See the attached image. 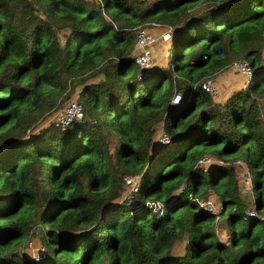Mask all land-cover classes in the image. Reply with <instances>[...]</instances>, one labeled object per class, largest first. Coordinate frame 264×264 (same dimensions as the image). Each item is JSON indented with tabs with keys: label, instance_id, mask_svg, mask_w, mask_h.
<instances>
[{
	"label": "trees",
	"instance_id": "obj_1",
	"mask_svg": "<svg viewBox=\"0 0 264 264\" xmlns=\"http://www.w3.org/2000/svg\"><path fill=\"white\" fill-rule=\"evenodd\" d=\"M151 22L171 50L140 71ZM263 49L264 0H0V264H264ZM233 59L252 73L218 101L199 82ZM68 85L82 117L26 134ZM28 233L38 261L17 250Z\"/></svg>",
	"mask_w": 264,
	"mask_h": 264
},
{
	"label": "built area",
	"instance_id": "obj_2",
	"mask_svg": "<svg viewBox=\"0 0 264 264\" xmlns=\"http://www.w3.org/2000/svg\"><path fill=\"white\" fill-rule=\"evenodd\" d=\"M155 25V26H152ZM157 30V31H154ZM170 30V27H166L164 30L158 29V24L156 23H150V26H137L136 30L134 32V39L132 43V53H133V61L137 65L138 68H140V71H143L146 67L150 66L154 62V48L153 43L155 39L160 38L161 40L166 37H164L166 34L168 35V31ZM230 68L233 70L241 73L245 79L247 80L251 73V67L249 63L245 59H233L228 64ZM200 87L206 91L207 93L211 95H217V87L214 83V80L211 76L205 77L199 82ZM180 98L179 92H174L171 101L173 103H177V101ZM82 117V107L78 101H76L75 98L69 97L65 102L60 103L57 105L50 116V123L53 127L58 129H64L70 122L79 120ZM42 123H39V125L35 127H28L25 130L26 134H29L30 132H34V130L40 128L42 126ZM157 139L159 141H165L167 139V136L165 133L161 131V133L158 134ZM210 157L203 156L199 159V163L201 164H207L210 162ZM219 163H222L221 159H217ZM235 164L242 165V162L240 160H235ZM243 166V165H242ZM242 177L244 178L246 183H250V176L247 171V169H244V173L242 174ZM123 180V188L121 190V194L119 199L124 200L128 205H132L134 202L135 195L137 193L138 189V176L136 173H126L122 177ZM146 204L152 206L153 208H158V202L157 201H151L147 200L145 202ZM202 207L205 210H208L212 213H216L217 207L214 206L209 200L200 202ZM246 213L248 215L254 214V207L247 208ZM217 214V213H216ZM27 244H31V240H27ZM22 251V250H21ZM23 252V251H22ZM30 257L38 261L42 257V247L38 244V246L33 250Z\"/></svg>",
	"mask_w": 264,
	"mask_h": 264
},
{
	"label": "rangeland",
	"instance_id": "obj_3",
	"mask_svg": "<svg viewBox=\"0 0 264 264\" xmlns=\"http://www.w3.org/2000/svg\"><path fill=\"white\" fill-rule=\"evenodd\" d=\"M207 3L205 2H198L197 4H195L191 9L195 10V11H199L203 8V6H205ZM148 25V24H145ZM155 26V25H152ZM158 29H161L160 27H158ZM157 31V30H154ZM154 48V62L164 65L166 63V59H167V53L170 52L171 48L170 46L165 43V41L160 38L155 39L154 43H153V47ZM262 57H263V63H264V49L262 52ZM214 83L216 85V87H218L217 89V93L221 92L222 94L219 93V95L216 97L215 95H213L214 99L215 98H221L220 101L223 100V98H226L225 96H227L229 94V92L231 90L237 89L241 86H244L246 83V79L245 77L233 70L232 68H230L229 66H227L226 68L220 70L219 72H217L214 76H212ZM75 96V91L70 90V85H68L64 90H62L60 92V94L58 95L57 99H56V105L50 109H48L47 111H44L42 113H40L38 115V117L33 121L32 125L30 127H35L37 125H39V123H42V126H46L50 123V116L51 113L53 112L54 108L59 105L62 102H65L69 97H73ZM41 126V127H42ZM40 127V128H41ZM39 129V128H38ZM235 169V173H236V177L238 178V180L240 179V186L242 191L244 192H249V186L250 183H246L244 178L242 177V174L244 173V169L245 167L242 165H236L234 166ZM250 176V174H249ZM209 201L217 207L216 213L219 210V205L215 202L214 200L211 201V199H209ZM248 208H251V206H249ZM262 214V213H260ZM223 222V225H221L220 223ZM224 227V218L222 217H218L216 222H215V230L216 233L218 235V237L220 238V240H224L225 236L222 232V229ZM34 231H36V229H33ZM33 233V232H32ZM31 240V244H27V240ZM38 244H40L39 241V237L38 235H33L31 233H28L26 235V237H24V239L22 240V242L18 245L17 250H22L24 252V255L27 257H30L31 253L33 252V250H35V248L38 246ZM181 245L182 242H175L174 247L172 249V251L175 252H180L181 251Z\"/></svg>",
	"mask_w": 264,
	"mask_h": 264
},
{
	"label": "crops",
	"instance_id": "obj_4",
	"mask_svg": "<svg viewBox=\"0 0 264 264\" xmlns=\"http://www.w3.org/2000/svg\"><path fill=\"white\" fill-rule=\"evenodd\" d=\"M165 37V36H164ZM167 37V36H166ZM164 41H165V43H167L168 44V41H166L165 40V38H164ZM168 54V53H167ZM167 56V55H166ZM217 89H218V87H217ZM219 90V89H218ZM220 94H222L221 92H219ZM219 93H217V95H215L216 97L219 95ZM226 97V96H225ZM216 100H218V101H220V97L219 98H215ZM223 100H224V98H223Z\"/></svg>",
	"mask_w": 264,
	"mask_h": 264
},
{
	"label": "water",
	"instance_id": "obj_5",
	"mask_svg": "<svg viewBox=\"0 0 264 264\" xmlns=\"http://www.w3.org/2000/svg\"><path fill=\"white\" fill-rule=\"evenodd\" d=\"M167 36V34L165 35V37Z\"/></svg>",
	"mask_w": 264,
	"mask_h": 264
}]
</instances>
